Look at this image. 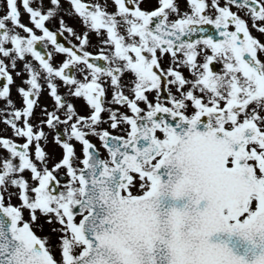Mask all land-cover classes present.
Listing matches in <instances>:
<instances>
[{
    "label": "flooded vegetation",
    "instance_id": "af4514ba",
    "mask_svg": "<svg viewBox=\"0 0 264 264\" xmlns=\"http://www.w3.org/2000/svg\"><path fill=\"white\" fill-rule=\"evenodd\" d=\"M259 2L264 8V0ZM238 3L239 0H0L2 207L17 216L23 208L52 214L62 208L68 210L77 200V171L83 167L89 149L96 148L103 159L110 161L107 136L134 132L141 118L140 86L137 94L124 98L123 84L132 78L131 73L123 78L122 71L126 66L140 65L137 60L143 59L145 48L155 72L158 35L147 23L159 12L165 13L164 20L171 26L187 20L211 23V30L214 25L224 28L222 42L202 41L184 48L197 49L199 59L189 62L188 58L183 78L189 85L203 89V94L188 96L185 114L190 117L196 112L188 119L205 114L214 127L225 128L237 139L241 137L244 148L240 155L229 158V165L233 169L248 167L264 186V115L256 122L250 103L253 82L261 87L263 80H254L240 59L242 65L236 68L230 84L239 92L241 106L224 113L219 97L206 94L210 88L220 86L221 75L230 73L233 67L237 51L229 36L242 32L253 42L247 18L257 13ZM194 13L198 17L193 18ZM124 43L130 50L128 65L124 62ZM156 78V74L151 78L154 86ZM110 96L114 101L109 100ZM236 102L232 100V104ZM120 106H126L125 116H118L122 113ZM260 207V197L252 195L238 221L249 220Z\"/></svg>",
    "mask_w": 264,
    "mask_h": 264
},
{
    "label": "water",
    "instance_id": "95a60500",
    "mask_svg": "<svg viewBox=\"0 0 264 264\" xmlns=\"http://www.w3.org/2000/svg\"><path fill=\"white\" fill-rule=\"evenodd\" d=\"M231 142L230 135L218 134L217 182L164 179L147 197L134 201L120 199V188L127 181L115 175L116 180L86 182L82 204L92 211L83 226L88 250L70 264H246L253 246L264 244V228L253 230L248 225L244 232L253 235V243L241 241L238 233L243 231L230 226L223 214L243 189L242 177L224 167ZM166 170L165 159L160 173L166 175ZM263 218L264 214L258 215L254 223L264 224ZM260 255L264 257V247ZM0 257L9 264H52L34 240L8 242Z\"/></svg>",
    "mask_w": 264,
    "mask_h": 264
},
{
    "label": "rangeland",
    "instance_id": "374dc122",
    "mask_svg": "<svg viewBox=\"0 0 264 264\" xmlns=\"http://www.w3.org/2000/svg\"><path fill=\"white\" fill-rule=\"evenodd\" d=\"M260 1V0H258ZM168 8L167 10H169ZM165 10V11H167ZM246 14V13H245ZM198 17V13L193 14V18ZM259 16L264 17V11L256 16H253L251 18H247V22L249 23L251 27V35L253 37L254 43L257 46V57L259 62L264 67V19L259 18ZM147 42V40H144V43ZM125 46V52L127 53V56L125 57V64L128 65V58H129V46L128 43L122 44ZM164 53H162L160 50L157 49V52L154 53V56L157 55V64L161 66L170 76V78H175L177 81L175 84L173 83L172 86H169V90L173 91L170 92L171 100H173L174 104L180 102L183 106H180L181 108L186 107L185 101L188 98L187 95L189 94H200L202 92V89L199 87H194L189 85L188 80L185 79V82H181L183 78V65L188 63V58L194 59L196 58V62H198L199 59V51L197 49H190L184 51L179 56L175 57H165L163 56ZM142 55L143 59L141 61L137 60V63L140 65H137L135 67L126 66L125 69L122 71V77L123 73H128L129 69H133L135 73H131L130 77L133 79L135 78L139 80V83L135 84H126V89L123 90L128 96L132 97L134 95V91H136V88L139 85H141V93H142V117L149 115L152 113L155 109L156 101L158 103V87L153 86L152 80L149 79L150 75V69H151V57L150 52L146 50L145 48H142ZM221 65L224 64V62L221 60ZM233 65L232 69L233 72L236 73V68L240 67V63L237 57L233 56V61L231 63ZM148 82L145 83L146 80ZM227 84V80H224L221 82V86H216L210 88L211 95L220 97L221 102V109L224 113H229L232 111L234 107H240V101L241 96L239 95L238 91H235L233 88L229 91H224V85ZM253 90V94L251 100H257L256 94H261L262 91H264V80L262 82V86L259 87L257 82H253V86L250 89V92ZM249 99V98H248ZM232 100H237L236 104H232ZM264 100V99H263ZM263 100L262 101L263 103ZM171 106V105H169ZM264 107V103H263ZM119 109L122 111V113L118 114V116H125L126 106H120ZM184 110V109H182ZM260 111L264 112L263 109H259ZM110 113L109 119H112V116ZM253 114V112H252ZM256 122H259V119L255 118ZM149 168H146L145 170L148 171ZM79 170L77 171V180H78V187L80 186V180H79ZM133 183L128 186L126 189L123 190V196H132V195H140L144 194L150 189V184L148 179L145 176L137 175L134 177ZM44 211V210H41ZM37 211L35 214L32 222L35 225V233L40 237L42 240L47 255L49 258H51L56 264H67L68 263V255H75L79 254L83 249L84 246L82 245L79 238H77L76 232L74 231L72 226H69L66 224L65 219H61L60 221L55 222L54 224H50V218H52V215H50L48 212H41ZM79 218H76L74 220V225L78 223ZM60 229V231H57Z\"/></svg>",
    "mask_w": 264,
    "mask_h": 264
}]
</instances>
